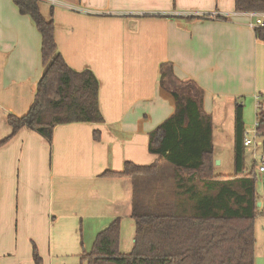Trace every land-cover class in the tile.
<instances>
[{
	"label": "crops",
	"instance_id": "obj_1",
	"mask_svg": "<svg viewBox=\"0 0 264 264\" xmlns=\"http://www.w3.org/2000/svg\"><path fill=\"white\" fill-rule=\"evenodd\" d=\"M40 8L53 16L65 61L98 77L105 122L59 124L51 143L25 127L0 147V264H35L33 244L42 255L89 250L116 218L129 253L133 178L102 174L158 161L149 133L175 112L161 65L204 89L216 153L236 103L264 94V40L236 0H40ZM41 46L31 17L0 0V140L12 130L7 116L26 114L34 100Z\"/></svg>",
	"mask_w": 264,
	"mask_h": 264
},
{
	"label": "trees",
	"instance_id": "obj_2",
	"mask_svg": "<svg viewBox=\"0 0 264 264\" xmlns=\"http://www.w3.org/2000/svg\"><path fill=\"white\" fill-rule=\"evenodd\" d=\"M13 1L41 34L44 71L28 112L7 116L12 130L0 140V147L25 127L51 143L59 124L104 123L99 79L91 69L78 71L65 61L56 43L53 16H44L40 0ZM236 10L264 11V0H236ZM256 34L264 40V28L256 29ZM160 73L162 88L174 98L175 112L149 133V151L158 155V161L149 165L126 161L121 171L108 169L102 174L133 178L134 247L129 253L120 251L121 219L116 218L82 258L88 264H255L259 198L254 166L248 170L245 162L244 103L235 107L234 172L217 173L213 117L203 110L204 89L193 79L177 78L171 64L163 63ZM258 109L255 131L264 138L261 103ZM100 138L95 130L94 139ZM160 160L172 166L170 173ZM33 258L35 264H43L35 244Z\"/></svg>",
	"mask_w": 264,
	"mask_h": 264
},
{
	"label": "rangeland",
	"instance_id": "obj_3",
	"mask_svg": "<svg viewBox=\"0 0 264 264\" xmlns=\"http://www.w3.org/2000/svg\"><path fill=\"white\" fill-rule=\"evenodd\" d=\"M259 96V97H258ZM257 98L251 96L242 98L244 103V121L246 125L247 136L253 140V143L246 147L245 162L248 170H252L257 175L256 191L259 202V213L255 219V235H256V254L255 264H264V171L260 170V166H264V138L256 134V113L259 110L257 102H261L264 110V94H259ZM230 117H225V131L220 139H217L215 153V167L217 173L233 174L234 164V121ZM162 166L170 173L172 166L165 160ZM169 171V172H168ZM86 245L91 243L86 241ZM93 247V245H92ZM92 247H90L92 249ZM83 247L81 253H63L56 251L54 254L40 255L43 258V264H88V261L82 258L83 251L89 252ZM33 257V256H32ZM34 261V258H33ZM35 263V262H34Z\"/></svg>",
	"mask_w": 264,
	"mask_h": 264
},
{
	"label": "built area",
	"instance_id": "obj_4",
	"mask_svg": "<svg viewBox=\"0 0 264 264\" xmlns=\"http://www.w3.org/2000/svg\"><path fill=\"white\" fill-rule=\"evenodd\" d=\"M246 16L249 17V26L253 29H258V28H264V11H246L242 12ZM260 106V103L258 104V107ZM253 143V140L249 138L248 136L245 137L244 139V144L245 146H249ZM260 170L264 171V166H260Z\"/></svg>",
	"mask_w": 264,
	"mask_h": 264
},
{
	"label": "water",
	"instance_id": "obj_5",
	"mask_svg": "<svg viewBox=\"0 0 264 264\" xmlns=\"http://www.w3.org/2000/svg\"><path fill=\"white\" fill-rule=\"evenodd\" d=\"M257 205L260 206L261 205V202L258 201Z\"/></svg>",
	"mask_w": 264,
	"mask_h": 264
}]
</instances>
